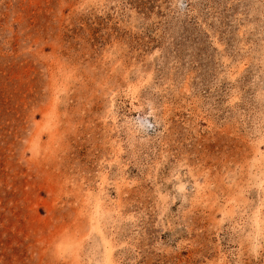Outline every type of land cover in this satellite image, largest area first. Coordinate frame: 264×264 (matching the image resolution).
Returning a JSON list of instances; mask_svg holds the SVG:
<instances>
[{
	"label": "rangeland",
	"instance_id": "obj_1",
	"mask_svg": "<svg viewBox=\"0 0 264 264\" xmlns=\"http://www.w3.org/2000/svg\"><path fill=\"white\" fill-rule=\"evenodd\" d=\"M0 264H264V0H0Z\"/></svg>",
	"mask_w": 264,
	"mask_h": 264
}]
</instances>
